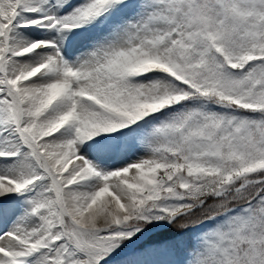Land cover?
Listing matches in <instances>:
<instances>
[{"label":"snow or ice","instance_id":"1","mask_svg":"<svg viewBox=\"0 0 264 264\" xmlns=\"http://www.w3.org/2000/svg\"><path fill=\"white\" fill-rule=\"evenodd\" d=\"M0 264H264V0H0Z\"/></svg>","mask_w":264,"mask_h":264}]
</instances>
